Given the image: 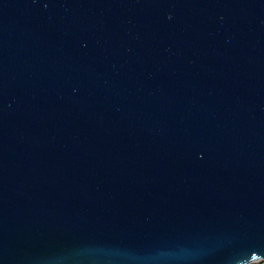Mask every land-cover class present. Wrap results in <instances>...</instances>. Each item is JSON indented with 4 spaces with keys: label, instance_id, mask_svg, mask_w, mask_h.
<instances>
[{
    "label": "water",
    "instance_id": "water-1",
    "mask_svg": "<svg viewBox=\"0 0 264 264\" xmlns=\"http://www.w3.org/2000/svg\"><path fill=\"white\" fill-rule=\"evenodd\" d=\"M264 261V0H0V264Z\"/></svg>",
    "mask_w": 264,
    "mask_h": 264
},
{
    "label": "rangeland",
    "instance_id": "rangeland-1",
    "mask_svg": "<svg viewBox=\"0 0 264 264\" xmlns=\"http://www.w3.org/2000/svg\"><path fill=\"white\" fill-rule=\"evenodd\" d=\"M250 264H264V261H257V262L250 263Z\"/></svg>",
    "mask_w": 264,
    "mask_h": 264
}]
</instances>
